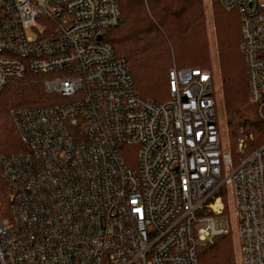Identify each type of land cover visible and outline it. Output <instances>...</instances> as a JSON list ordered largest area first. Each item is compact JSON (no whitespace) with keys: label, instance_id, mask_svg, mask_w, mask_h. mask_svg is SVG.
<instances>
[{"label":"built area","instance_id":"built-area-1","mask_svg":"<svg viewBox=\"0 0 264 264\" xmlns=\"http://www.w3.org/2000/svg\"><path fill=\"white\" fill-rule=\"evenodd\" d=\"M221 2L264 120V0ZM120 20V0H0V90L64 99L13 110L25 149L0 156V264H199L228 201L238 263L264 264V143L227 148L212 69L172 67L170 99L143 98L106 40Z\"/></svg>","mask_w":264,"mask_h":264},{"label":"trees","instance_id":"trees-1","mask_svg":"<svg viewBox=\"0 0 264 264\" xmlns=\"http://www.w3.org/2000/svg\"><path fill=\"white\" fill-rule=\"evenodd\" d=\"M223 110L233 143L248 134L254 146L264 143V120L250 100L249 76L241 49V16L237 9L211 0ZM121 20L106 31V40L126 58L141 96L153 102L170 99L169 69L212 66L204 0H120ZM64 99L36 80L7 84L0 90V156L25 149L13 115L17 107H35ZM0 194L7 192L0 167ZM199 264H235L230 232L197 246Z\"/></svg>","mask_w":264,"mask_h":264},{"label":"rangeland","instance_id":"rangeland-1","mask_svg":"<svg viewBox=\"0 0 264 264\" xmlns=\"http://www.w3.org/2000/svg\"><path fill=\"white\" fill-rule=\"evenodd\" d=\"M205 3V16L207 20V28H208V34H209V41L211 45V54H212V66L210 69L213 70L216 81L219 87V100H218V109L220 110L222 117V125L224 128L225 136H226V141H230V145H227V148L232 151L234 155H236L235 147L236 143L232 142V139H228V127L226 125L225 121V114L223 110V100H222V93H221V83H220V68H219V63H218V58H217V50H216V36H215V30H214V22H213V6L211 3V0H204ZM250 134L246 135L245 137L242 138H247ZM254 136V135H253ZM230 201L227 203L226 207V212H230V217L222 214V215H215V221L216 225L219 227H224L226 229H229L231 238H232V243H233V251H234V258H235V264L238 263V236H237V231H236V220L234 216V211L230 208L229 206ZM203 243V242H200Z\"/></svg>","mask_w":264,"mask_h":264}]
</instances>
